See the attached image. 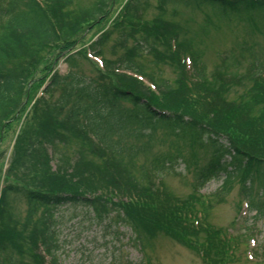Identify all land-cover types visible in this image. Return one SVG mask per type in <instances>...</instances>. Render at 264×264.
<instances>
[{
	"label": "trees",
	"instance_id": "obj_1",
	"mask_svg": "<svg viewBox=\"0 0 264 264\" xmlns=\"http://www.w3.org/2000/svg\"><path fill=\"white\" fill-rule=\"evenodd\" d=\"M112 1L0 0V142L28 102V70L47 50L74 45L83 26L106 17ZM168 5L208 10L205 29L212 19L234 17L264 32L255 22L264 23V0H158L161 13ZM183 27L155 24L141 27L138 36L121 34L116 60L106 59L101 50L106 32L93 47L98 50H92L102 61L95 76L70 67L79 54L66 58L70 68L64 74H51L24 117V136L17 135L5 171L24 177L32 169L45 183L34 189L2 183L0 264H58L62 208L81 213L84 223L104 232L112 225L127 228L140 247L163 233L196 246L204 262L220 264L228 240L217 241L219 232L193 207L211 180H222L221 189L239 180L240 198L255 212L254 219L264 216V60L251 54L244 70L232 72L246 59L224 55L215 77L206 72L203 52ZM143 56L161 70L146 69L139 60ZM236 88L244 94L227 100ZM158 129L168 131L183 149L189 147L190 155L152 152ZM178 165L192 170V194L199 198L182 201L163 191L164 175L177 174ZM81 187L90 195L76 189ZM16 195L25 203L21 222L12 209ZM200 233L203 242L196 240Z\"/></svg>",
	"mask_w": 264,
	"mask_h": 264
},
{
	"label": "rangeland",
	"instance_id": "obj_2",
	"mask_svg": "<svg viewBox=\"0 0 264 264\" xmlns=\"http://www.w3.org/2000/svg\"><path fill=\"white\" fill-rule=\"evenodd\" d=\"M75 1L89 3L91 0ZM130 1L134 0H113L106 17L101 22L91 25L88 23L83 26L74 45L66 49L58 45L47 50L36 66L28 70L30 78L26 90L28 96L30 95L28 102L26 100L20 117L14 118L13 124L5 130L0 142V187L2 183H6L34 189L37 188V184L45 183L32 169L27 171L24 177L17 176L18 174L11 176L13 172L6 174L5 171L15 153V137L23 130L22 125L25 126L26 123H24V117L31 110L37 94L42 91L54 69L64 73L73 67L82 74L95 76L94 71H96L95 67L98 66L99 60L93 58L91 53L92 50H98L97 47L95 50L93 47L106 32L109 36L104 39L101 50L108 60H116L119 53L116 44L121 34L136 32L138 36L142 32L141 27L144 30L146 27H154L155 24L159 27L180 24L188 29V36L194 37L195 44L203 52L202 60L206 72L215 77L217 75L215 70L221 64L224 55L238 58L241 55L246 59L241 64L239 63L237 68L231 69L232 72L244 70L251 54L264 60V32L253 29L248 20L242 22V19L234 17L223 20L212 19L211 25L205 29L204 24L209 20L206 15L210 14L206 9L189 12L185 8L168 5L165 13H161L158 9V0H136L135 4L129 3ZM255 22L259 24V27H264L261 20ZM74 54H79L80 57L72 58L69 67L66 58ZM55 59L57 62L54 63ZM139 60L148 70L153 69L155 72L161 70V67L158 69L151 64V57L143 56ZM163 74L168 79L173 77L171 72L165 68ZM243 94V89H232L226 99L238 101ZM169 108L177 109V107L170 106ZM183 113L190 114L189 110L184 109ZM21 136H24L23 132ZM155 139L152 152L173 153L181 150L185 156L190 155L189 147L183 149L181 142L165 129H158ZM195 153L199 157L202 156L201 151ZM89 160L94 164L99 163L93 158ZM140 163L141 161L134 167L137 174ZM175 171L177 174L164 175L163 191L182 201L189 199L191 195L195 198H199L197 195H200L199 204L195 202L193 206L194 211L200 213L201 218H204L209 226L219 232L218 238H223L225 234L231 238L228 243L227 259L220 264H264V219L256 222L250 218L252 213L251 215L246 213L239 194V180L233 181L226 189H221V180L210 181L197 195H193L192 170L190 169L187 173L183 165H178ZM76 189L90 195L82 187ZM12 205L15 220L21 222L25 212L23 198L16 195L12 198ZM72 213L65 208L58 212V216L62 217L58 222L64 223L57 227L61 241V250L57 254L58 264H148V262L150 264H208L203 262L196 246L186 247L163 233L150 237L146 245L140 247L130 239L133 235L127 228H116L112 225L106 233L100 228L101 226L89 227L82 221L81 213L79 216ZM196 240L203 242L204 235L200 233Z\"/></svg>",
	"mask_w": 264,
	"mask_h": 264
}]
</instances>
